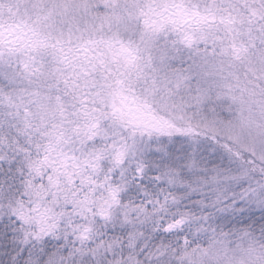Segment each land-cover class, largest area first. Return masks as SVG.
Masks as SVG:
<instances>
[{
	"label": "snow or ice",
	"instance_id": "snow-or-ice-1",
	"mask_svg": "<svg viewBox=\"0 0 264 264\" xmlns=\"http://www.w3.org/2000/svg\"><path fill=\"white\" fill-rule=\"evenodd\" d=\"M0 264H264V0H0Z\"/></svg>",
	"mask_w": 264,
	"mask_h": 264
}]
</instances>
